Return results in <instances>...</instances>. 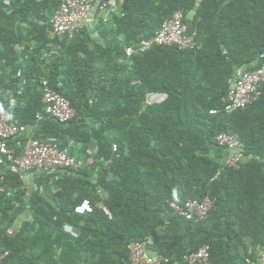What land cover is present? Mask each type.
<instances>
[{
	"label": "trees",
	"instance_id": "1",
	"mask_svg": "<svg viewBox=\"0 0 264 264\" xmlns=\"http://www.w3.org/2000/svg\"><path fill=\"white\" fill-rule=\"evenodd\" d=\"M60 1L0 0V107L35 124L45 77L76 115L67 122L47 118L34 136L56 139L72 154L96 151L79 169L35 174L31 195L3 166L0 255L9 254L0 264H132L129 242L148 237L154 251L170 257L164 264H186L183 255L203 244L210 264H256L264 248V88L245 108L226 113L222 107L235 68L264 61V0H123L124 16L97 25L101 40L85 28L70 42L53 40L59 51L45 58ZM178 9L194 11L186 23L199 46H157L125 58V44L152 36ZM149 91L168 98L143 107ZM220 132L244 143L248 159L239 169L223 166ZM206 195L215 206L203 221L169 205ZM84 199L93 210L76 213ZM19 213L27 217L8 236Z\"/></svg>",
	"mask_w": 264,
	"mask_h": 264
},
{
	"label": "built area",
	"instance_id": "2",
	"mask_svg": "<svg viewBox=\"0 0 264 264\" xmlns=\"http://www.w3.org/2000/svg\"><path fill=\"white\" fill-rule=\"evenodd\" d=\"M5 3L9 4L10 0H5ZM122 3L121 0H61L60 5L50 17L51 41L47 43L48 48L43 50L42 57L50 58L58 53L60 45L55 44L53 40L70 42L85 28L91 30L93 39L101 40L97 25L111 24L115 17L124 16ZM172 45L180 49H193L200 45L197 33L189 29L186 13L182 9L174 11L171 17L166 18L152 36L125 44V58L131 59L134 55L144 54L157 46ZM261 58H264L263 54ZM229 82V91L222 107L226 113L245 108L258 101L264 88V61L254 69L241 70ZM40 91L43 106L36 114V123L33 125L23 124L12 117L11 108L0 107V174L2 178L6 174L4 165H7L10 172L18 174L23 179L31 174L52 175L66 168L79 169L87 162L78 153L72 154L69 146L60 145L56 139L34 136L39 123L47 118L67 122L76 115V109L69 99L54 89L45 77L41 78ZM167 98L166 92L149 91L145 94L143 107L160 104ZM217 112L218 109L210 110L211 114ZM215 140L226 152L223 159L224 167L239 169L247 161L245 146L238 134L220 132ZM112 150L118 151L117 143H113ZM169 205L179 216L189 220L203 221L207 219L215 206V198L206 195L202 199L189 198L183 203L169 201ZM101 207L109 213L105 206ZM74 210L76 213L84 214L91 212L93 206L88 199H84L75 206ZM64 230L73 236L78 235L69 224L64 225ZM15 233V226L6 229L8 236H14ZM151 243L149 238L129 242V259L132 264H164L170 260V257L165 254L152 250ZM209 250V245L203 244L197 251L183 255V260L186 264H210ZM8 254V251H4L0 255V263ZM262 262H264V248L258 251L256 264Z\"/></svg>",
	"mask_w": 264,
	"mask_h": 264
},
{
	"label": "rangeland",
	"instance_id": "3",
	"mask_svg": "<svg viewBox=\"0 0 264 264\" xmlns=\"http://www.w3.org/2000/svg\"><path fill=\"white\" fill-rule=\"evenodd\" d=\"M112 133L110 134L109 133V131H106V136L109 138V139H111V137H112ZM90 151V152H89ZM88 151V153H89V156L87 157V156H85L84 154H81V152H79V155H81L84 159H85V161H91V159H92V153L94 152V151H96V147L95 146H92V147H90V150ZM33 176H34V174H31V175H29V176H27V177H25V178H23V181H24V183H25V188H26V190H27V192H28V194H30L31 195V193L36 189V183L34 182V180H33ZM98 204H99V206L101 207V206H104V204H103V202H102V200H100L99 202H98ZM19 215V217L16 219V221L14 222V226L19 230L20 229V227L23 225V222H24V220L26 219V217H27V215L25 214V213H19L18 214ZM162 230V227H159L158 229H157V231H161ZM151 241H153L154 240V238L153 237H148ZM153 250V249H152ZM60 250H58V252H59ZM58 254V253H57ZM176 264H178V263H176Z\"/></svg>",
	"mask_w": 264,
	"mask_h": 264
},
{
	"label": "crops",
	"instance_id": "4",
	"mask_svg": "<svg viewBox=\"0 0 264 264\" xmlns=\"http://www.w3.org/2000/svg\"><path fill=\"white\" fill-rule=\"evenodd\" d=\"M121 2H123V0H121ZM193 16H194V11H190V12H188L187 13V15H186V17L188 18V19H191V18H193ZM37 43H32L31 45L33 46V47H35V45H36ZM17 48H19L18 50H21L23 47H21L20 45H17ZM245 68H247L246 66H241V67H237V68H235V70H234V74H233V77H235L238 73H240V71L241 70H243V69H245ZM260 264H264V262H262V263H260Z\"/></svg>",
	"mask_w": 264,
	"mask_h": 264
}]
</instances>
